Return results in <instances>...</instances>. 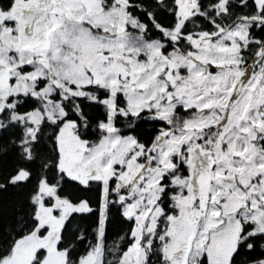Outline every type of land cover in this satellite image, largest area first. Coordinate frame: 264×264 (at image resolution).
<instances>
[{
	"label": "snow or ice",
	"instance_id": "1",
	"mask_svg": "<svg viewBox=\"0 0 264 264\" xmlns=\"http://www.w3.org/2000/svg\"><path fill=\"white\" fill-rule=\"evenodd\" d=\"M0 264H264V0H0Z\"/></svg>",
	"mask_w": 264,
	"mask_h": 264
},
{
	"label": "trees",
	"instance_id": "2",
	"mask_svg": "<svg viewBox=\"0 0 264 264\" xmlns=\"http://www.w3.org/2000/svg\"><path fill=\"white\" fill-rule=\"evenodd\" d=\"M112 230H113V231H115L116 229H115V228H113Z\"/></svg>",
	"mask_w": 264,
	"mask_h": 264
}]
</instances>
